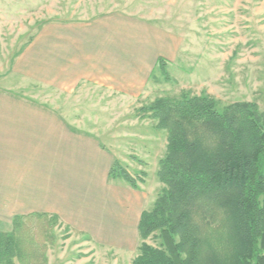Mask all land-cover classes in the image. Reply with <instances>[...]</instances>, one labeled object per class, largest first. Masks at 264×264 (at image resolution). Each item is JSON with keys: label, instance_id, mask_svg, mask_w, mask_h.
Returning <instances> with one entry per match:
<instances>
[{"label": "rangeland", "instance_id": "374dc122", "mask_svg": "<svg viewBox=\"0 0 264 264\" xmlns=\"http://www.w3.org/2000/svg\"><path fill=\"white\" fill-rule=\"evenodd\" d=\"M80 25L94 27L82 39L102 46L113 69L118 61L124 63L128 70L123 76L133 78L144 66L140 80L127 84V93L93 82L63 88L51 79L43 86L46 64L50 77L56 76L64 58L73 57L74 52L66 54V40L80 28L71 35L62 29ZM94 53L103 59L100 50ZM159 57L166 60V74L156 64ZM20 68L30 77L23 80ZM0 85L14 86L11 92L18 97L70 123L74 141L92 139L110 169L118 163L133 178L143 179L135 191L122 179L106 178L112 188L108 193L114 195L113 215L95 221V237L71 232L59 220L47 264H132L142 243L136 230L140 214L152 209L164 189L157 173L167 146L166 131L142 109L159 98L206 94L218 109L251 102L264 113V0H0ZM118 190L127 198V235L116 217L125 209L116 198ZM101 223L111 235L99 234ZM146 242L162 246L158 234Z\"/></svg>", "mask_w": 264, "mask_h": 264}, {"label": "trees", "instance_id": "16d2710c", "mask_svg": "<svg viewBox=\"0 0 264 264\" xmlns=\"http://www.w3.org/2000/svg\"><path fill=\"white\" fill-rule=\"evenodd\" d=\"M156 64L166 74V60ZM142 112L166 131L167 146L157 173L164 189L140 214L132 264H264V113L251 102L218 109L206 94L159 98ZM108 178L135 190L143 183L118 163ZM58 221L16 216L12 231L0 232V264H47ZM155 234L161 247L146 242Z\"/></svg>", "mask_w": 264, "mask_h": 264}, {"label": "crops", "instance_id": "0c3cea01", "mask_svg": "<svg viewBox=\"0 0 264 264\" xmlns=\"http://www.w3.org/2000/svg\"><path fill=\"white\" fill-rule=\"evenodd\" d=\"M75 28H80L78 35L66 40L69 42L66 54L74 52L73 57L64 58L56 76L50 77L46 64L44 72L41 71L43 86L48 87L51 79H57L63 88L93 82L111 91L126 92L129 81L134 85L140 80L144 66L135 70L133 78L123 76L128 70L124 63L118 61L113 69L102 46L97 48V44L93 46V42L85 43L82 39L84 32L94 33V27L80 25L62 30L70 34ZM76 40L79 43H74ZM97 50L102 52L103 59L96 58ZM19 71L23 80L30 77L25 68ZM14 73L17 74L16 70ZM13 88L2 89L0 85V232H11L16 216L38 212L56 215L71 232L78 230L97 236L95 221L104 222L113 215L114 195L108 193L112 188L108 189L105 182L111 162L107 163L104 152L92 139L74 141L70 123L50 117L47 108L18 97L11 92ZM83 146L87 149H81ZM117 192L116 198L125 209L116 217L121 222L120 230L127 235L130 228L127 198ZM101 224L99 234L111 235L112 230Z\"/></svg>", "mask_w": 264, "mask_h": 264}]
</instances>
